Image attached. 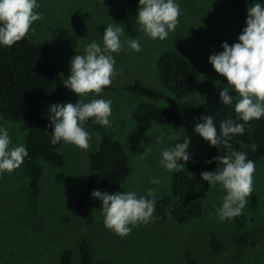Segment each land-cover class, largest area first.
Returning a JSON list of instances; mask_svg holds the SVG:
<instances>
[{
  "label": "rangeland",
  "instance_id": "374dc122",
  "mask_svg": "<svg viewBox=\"0 0 264 264\" xmlns=\"http://www.w3.org/2000/svg\"><path fill=\"white\" fill-rule=\"evenodd\" d=\"M235 1L178 0L181 8L179 23L164 41L149 39L138 31L135 17V38L140 41L141 51L114 54L118 75L109 86L119 88L138 79L145 86L164 91L158 79L156 61L162 52L171 50L188 59L200 77V90L185 96L183 103L197 106L219 99V92L227 81L214 71L208 59L211 54L222 51V43L231 46L238 42L241 32L230 18ZM257 2L264 4V0ZM38 3L37 11L43 18L34 22L31 26L34 31L26 37L31 43L46 48L63 79H67L70 59L82 54L85 44L92 39L99 40L111 20L116 22L112 13L118 0H103V4L100 0H38ZM65 95L79 100L70 90H66ZM230 95L236 94L230 92ZM101 96L112 101V126L103 128L123 145L129 157L130 174L122 187L139 195H145L148 188H153L156 198L163 197L168 193L170 173L160 164V148L173 145L181 129L156 124L145 127L135 123L131 112L139 103L149 101L144 97L107 91ZM81 100L87 102L84 97ZM0 125L9 130L12 146L23 144L24 122L9 123L0 118ZM87 131L91 135L88 150L63 143L59 152L66 161L65 167L56 169L43 165L36 203L25 186L21 166L10 174H0V264H58L61 252L66 249L75 252L76 242L81 237L91 243L93 260H103L104 264H183L186 254L197 264H264V156L255 162L253 191L241 214L249 219L257 240L255 248L233 251L232 239L238 234L235 217L221 221L216 214L225 191L220 185L209 186L201 180L200 174L193 173H189L186 193L202 206L200 218L178 225L168 216L161 226H156L152 219L148 224L133 227L128 235L119 236L104 227L99 201L91 226L85 225L77 210L76 193L82 188L88 158L100 138L97 132ZM169 136L174 139L169 141ZM158 137L164 141L163 145L156 144ZM149 146L151 152H148ZM143 152L147 154L141 159ZM153 178H158L160 183L151 184ZM252 195L257 201L254 210L250 209L249 197ZM210 234H214L221 244L220 253L209 249L207 238Z\"/></svg>",
  "mask_w": 264,
  "mask_h": 264
},
{
  "label": "clouds",
  "instance_id": "9594fccd",
  "mask_svg": "<svg viewBox=\"0 0 264 264\" xmlns=\"http://www.w3.org/2000/svg\"><path fill=\"white\" fill-rule=\"evenodd\" d=\"M100 2L103 4V0ZM39 6L38 0H0V46H12L34 31L31 26L43 18L37 11ZM246 11L245 27L237 38L238 42L231 46L222 43V51L211 54L208 59L214 71L227 81L219 92V103L234 104L236 118L224 119L217 127L211 115H203L193 129L195 135L210 146L224 149L223 155L206 161L216 162V169L200 174L201 180L209 186L220 185L225 191L220 206L216 208L221 221L241 215L247 197L253 191L255 162L249 159L246 151L233 149L231 141L245 133L250 121L264 118V4L255 0ZM180 16L178 0H138L135 15L138 31L149 39L160 41L166 40L176 29ZM120 24L111 20L99 40L92 39L85 44L82 54L70 59V75L64 79L63 86L75 93L79 100L75 104L61 102L48 107L52 145L70 144L86 151L90 147L91 135L84 125L89 119L101 127L112 126V101L104 99L101 94L118 75L114 54L141 51L139 39L129 38ZM230 92L236 95L232 96ZM173 139V136L168 137L169 141ZM190 139L188 136L182 142L160 148V164L167 172H178L190 162ZM156 144L163 145L164 141L158 137ZM257 147L253 143L251 151H256ZM148 152H151L150 146ZM146 154L143 152L140 158ZM28 155L24 144L12 146L9 130L0 125V174L12 173ZM150 183L158 185L160 180L153 178ZM90 195L100 202L104 227L119 236H126L133 227L154 219L157 200L153 188H148L145 195H138L133 190L109 194L99 189Z\"/></svg>",
  "mask_w": 264,
  "mask_h": 264
},
{
  "label": "trees",
  "instance_id": "16d2710c",
  "mask_svg": "<svg viewBox=\"0 0 264 264\" xmlns=\"http://www.w3.org/2000/svg\"><path fill=\"white\" fill-rule=\"evenodd\" d=\"M254 0H236L232 6L230 18L239 32L245 27L247 7ZM138 0H118L112 17L124 29L129 38L136 37L135 15ZM158 79L164 91L143 85L138 79L119 88L107 86L103 91L122 92L144 97L149 101L139 103L131 112L132 120L141 125L175 126L181 129L174 143L190 137V162L178 172L170 173L168 193L156 198L154 222L156 226L165 223L169 216L176 224L183 225L203 215L202 206L195 198L186 193L189 185V173L201 174L214 171L217 163H206L224 154L222 146H210L193 129L203 115H211L217 127L227 118H236L234 104L223 105L219 99H211L197 106H187L182 99L200 90V77L195 66L177 52H162L156 61ZM64 79L57 70L55 62L49 57L44 46L31 43L27 37L12 46H0V118L5 122L25 123L23 144L28 156L21 164L24 183L33 203H36L40 191L43 165L56 169L64 168L66 161L59 149L63 143H50L51 129L48 127L47 109L61 102L77 103L65 95L68 90L63 86ZM161 103L160 104H155ZM86 130L99 134V144L88 158L87 176L82 188L76 193L77 210L85 225L91 226L95 220L97 200L91 198L93 190L102 188L109 194L127 191L122 187L130 174L129 157L123 145L111 138L100 125L89 119ZM173 143V144H174ZM232 147L246 151L249 159L257 162L264 156V118L252 120L246 125L243 135L235 136ZM255 143L256 151H251ZM241 145H247L242 148ZM183 163V162H181ZM139 195V194H138ZM250 209L256 207V197L250 196ZM238 234L232 239L233 251L243 248H255L257 240L250 229L249 219L239 215L235 217ZM209 249L213 253L221 252V244L214 234L207 238ZM104 264L94 261L92 246L88 239L77 240L75 252L66 249L61 252L58 264ZM183 264H197L189 254Z\"/></svg>",
  "mask_w": 264,
  "mask_h": 264
}]
</instances>
